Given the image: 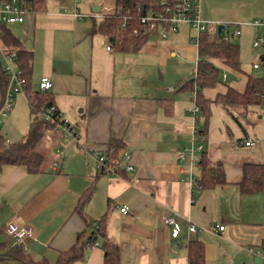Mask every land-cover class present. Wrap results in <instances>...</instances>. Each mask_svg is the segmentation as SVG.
Wrapping results in <instances>:
<instances>
[{"label":"crops","instance_id":"crops-1","mask_svg":"<svg viewBox=\"0 0 264 264\" xmlns=\"http://www.w3.org/2000/svg\"><path fill=\"white\" fill-rule=\"evenodd\" d=\"M198 4L202 20L228 26L231 18L222 11L212 15L206 0ZM114 5V0H47L45 11L10 24L23 46L33 51L37 89L43 76L51 78L48 91L61 118L75 126L77 139L66 141L58 129L51 140L44 135L40 145L47 162L40 173L4 167L0 227L5 230L10 221L31 226L35 237L24 241L25 248L35 259L55 262L78 234L90 231L75 209L93 183L86 214L94 224L105 217L106 238L119 245L121 264H189L188 244L195 239L204 243L205 264L261 263L264 191L243 194L238 182L246 163H264V106L212 104L201 143L212 160L225 165L227 183L211 190L194 188L189 174L198 179L200 166H192L189 155L182 161L178 152L192 145L194 92L183 84L194 77H189V65L199 57L196 30L181 24L167 38L154 30L140 50L115 51L94 30ZM213 24L208 25L212 31ZM216 63L238 73L241 81L226 83L225 72V81L203 90L206 97L215 99L229 86L245 90L249 74ZM198 120L201 126L206 123L201 111ZM27 130L7 119L0 126L8 142L25 140ZM112 138L122 139L124 146L111 155ZM249 139L254 144L246 145ZM94 152L110 154L115 173L100 172ZM122 206H127L126 213ZM173 214L181 228L177 237L165 221ZM190 222L196 231L189 232ZM215 222L225 229L216 232ZM102 243L99 238L74 264H103Z\"/></svg>","mask_w":264,"mask_h":264},{"label":"trees","instance_id":"trees-1","mask_svg":"<svg viewBox=\"0 0 264 264\" xmlns=\"http://www.w3.org/2000/svg\"><path fill=\"white\" fill-rule=\"evenodd\" d=\"M9 0H0L1 6ZM32 5L35 13L46 10L47 0H26ZM175 0H114L112 12L104 14L103 19L94 30L106 37L107 43L115 51L134 52L148 40L150 32H145L142 16L163 11L166 5H172ZM137 29L138 32H135ZM0 45L18 49L15 59L17 70L26 79V96L30 107V123L27 136L23 141L7 142L0 132V173L7 165L24 167L30 173H40L45 170L47 158L39 149L44 135L57 126L59 110L56 107L54 120H47L42 112L55 105L54 96L49 91L32 87L33 80V51L25 48L19 37L11 30L10 24L0 19ZM199 60L196 76L183 84L194 92V99L204 115L205 124L201 126V135L207 134V123L212 115V104L223 106L242 104L247 106H264V75H248L244 91L229 86L224 93H218L215 99L206 97L205 88L215 87L222 82V69L216 63L220 61L235 70H241L239 46L234 42H226L218 30L209 28L200 34ZM10 83V77L5 73L0 60V109L5 100V94ZM124 146L122 139L112 138L110 141L111 155ZM109 154V155H110ZM110 155V157H111ZM198 165L200 177L195 181L194 188L211 190L218 185L227 183L226 168L220 161H214L207 151H202ZM243 194L252 195L264 191V163L250 162L243 166V176L238 182ZM93 183L82 194L76 212L87 222L89 232L78 234L76 242L66 250H61L55 262L47 257L35 259L25 248L24 244L16 243L6 229L0 227V264H74L84 259L86 249L103 238V264H121L120 247L117 243L106 238L105 217L95 222L86 214V206L93 196ZM189 264H205L204 243L195 239L188 244Z\"/></svg>","mask_w":264,"mask_h":264},{"label":"built area","instance_id":"built-area-1","mask_svg":"<svg viewBox=\"0 0 264 264\" xmlns=\"http://www.w3.org/2000/svg\"><path fill=\"white\" fill-rule=\"evenodd\" d=\"M74 3L78 0H68ZM199 0H175L172 5H166L163 11H156L153 14H148L142 16L141 21L145 24V32H151L154 30L159 31V35L162 38H167L170 33H176L181 24L191 25L196 30L194 36V42L197 50L199 49V38L200 34L208 29V25L213 24L214 22H205L200 17V7L198 4ZM34 13L32 5H30L26 0H9L5 2L0 8V19L8 24L16 22H24L27 19V16ZM76 15H80L79 11L75 10ZM242 22L237 23V28L233 31H226V25L221 31L222 39L226 42H233L234 38L239 37L242 34L240 26ZM248 24L256 28L257 32L253 39V46L258 50H263L261 55L260 62L253 63V69L256 71L255 75L264 74L260 73V70L264 68V18L253 19ZM218 27L220 24H214ZM135 32H138L137 29ZM110 48V46L108 47ZM18 49L14 47L1 46L0 45V60L3 63L5 73L10 77V83L5 94V100L2 108L0 109V126L4 122V119L7 118L8 112L13 105V100L15 95L18 93H24L26 95V79L21 75L20 71L17 70L15 59L17 58ZM199 54V53H198ZM199 57L196 62V69L194 77L197 73ZM254 74V73H253ZM222 80H226V74L222 75ZM53 82L49 76H43L40 81V89L48 91L52 88ZM56 110V105H52L49 108L45 109L42 112V115L47 120H54ZM192 113L194 114V120L192 125L189 127L191 132L192 145L185 150H180L178 152L179 158L183 161L187 158V155L190 156L192 166L198 164L199 157L203 151V144L201 143V125H199V114L200 107L194 100V105L191 108ZM58 124L55 128L50 129L45 137L47 139H52L51 133L58 129L62 132V135L66 141L76 140L77 139V130L74 125H72L69 120H63L58 115ZM8 142V140H7ZM254 144V140L249 139L246 141V145ZM125 158L129 159L131 155L129 152H124ZM92 157L96 163V167L100 172L113 174L115 173V166L112 164L110 156L103 152H94ZM54 166H59V162H55ZM128 169H133L132 165L127 166ZM189 180L194 183L197 178L190 172ZM121 211L126 213L128 211L127 206H122ZM166 223L172 228V236L177 237L181 233V228L176 220L175 214L169 215L165 218ZM7 234L15 240L16 243H24L27 238H34L35 232L31 226L21 225L16 221H10L6 224ZM225 225L219 222H215L214 230L216 232L223 231ZM189 232H194L197 230L196 225L192 222L188 226ZM261 263L253 264H264V249L261 252L260 256Z\"/></svg>","mask_w":264,"mask_h":264},{"label":"rangeland","instance_id":"rangeland-1","mask_svg":"<svg viewBox=\"0 0 264 264\" xmlns=\"http://www.w3.org/2000/svg\"><path fill=\"white\" fill-rule=\"evenodd\" d=\"M205 0H199L200 4H203ZM205 5V4H204ZM222 11L221 14H225L231 18L226 27V31H233L236 29L234 22L239 21L243 24L240 26L242 34L233 39V42L239 46L240 49V65L244 74H256L253 69L254 62L261 61V55L263 50H258L253 46V39L256 34V28L248 24L253 19L264 18V0H206V10L210 14H214V10ZM211 29L216 30L217 26L212 25ZM196 69V64L189 65L190 76L192 77ZM227 73L228 80L226 83H232L235 81H241L238 77V73L231 70H222L221 73ZM261 74H264V68L260 70ZM192 75V76H191ZM38 83L33 80L32 87L37 89ZM40 86V85H39ZM30 107L28 104L27 96L24 93H18L15 95L13 105L8 112L7 120L14 127H21L28 129L30 123ZM39 149L45 153L43 145L39 146Z\"/></svg>","mask_w":264,"mask_h":264},{"label":"water","instance_id":"water-1","mask_svg":"<svg viewBox=\"0 0 264 264\" xmlns=\"http://www.w3.org/2000/svg\"><path fill=\"white\" fill-rule=\"evenodd\" d=\"M224 24H220L218 27V32L221 33L222 29L224 28ZM256 262H260V260H256Z\"/></svg>","mask_w":264,"mask_h":264}]
</instances>
